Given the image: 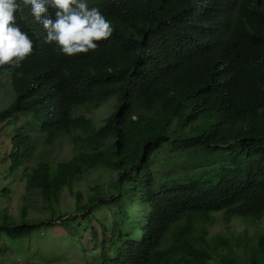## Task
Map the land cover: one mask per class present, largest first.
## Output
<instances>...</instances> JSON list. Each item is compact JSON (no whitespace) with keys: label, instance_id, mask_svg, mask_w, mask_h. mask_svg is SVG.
<instances>
[{"label":"trees","instance_id":"1","mask_svg":"<svg viewBox=\"0 0 264 264\" xmlns=\"http://www.w3.org/2000/svg\"><path fill=\"white\" fill-rule=\"evenodd\" d=\"M92 6L112 34L72 56L44 42L26 7L18 15L33 51L18 67L0 66V85L7 81L13 97L0 110V138L10 144L0 178L21 173L49 217H30L26 204L17 217L0 212V264H264V226L252 236L207 239L218 216L255 227L264 219V111L257 112L264 108V0H89ZM110 99L99 126L77 113ZM20 113L27 121L16 126ZM32 130L47 145L68 136L75 151L28 167ZM162 151L171 164L158 174L153 162ZM96 167L114 170L115 179L81 202L73 183ZM66 190L75 197L72 214L59 209ZM94 208L109 219L98 220ZM81 221L91 229L86 246ZM56 222L69 242L77 240L81 263L60 253L55 263L31 258L29 238Z\"/></svg>","mask_w":264,"mask_h":264},{"label":"rangeland","instance_id":"2","mask_svg":"<svg viewBox=\"0 0 264 264\" xmlns=\"http://www.w3.org/2000/svg\"><path fill=\"white\" fill-rule=\"evenodd\" d=\"M12 91L9 88L7 81L1 80L0 85V110L7 106L12 100ZM115 103L114 99H110L103 103L97 108H81L77 111L79 114H84L86 117L91 118L96 126H99L102 119L109 115L113 109ZM27 114L20 113L18 120L16 121V126L20 124V121H27ZM33 142L34 150L30 160L26 161L25 164L30 167L37 163L39 160H47L54 164L56 162H61L67 160L71 157L75 151V146L71 143L68 136H61L53 141V143L47 145L43 142V139L38 135L35 130L30 131ZM4 148H10V144L7 140H1L0 138V156L5 151ZM168 163L166 161L165 152L159 153L155 161L153 162V170L158 172V174L163 173L167 170ZM2 166L0 165V173ZM115 179V171L109 170L105 167H96L94 169L87 170L84 175L73 183V191L80 192L82 194L81 202L87 200V196L92 193L94 188H101V192H107V185L110 181ZM74 195L70 194L67 190L63 192L60 200V207L62 212L66 214H72L74 212ZM29 205L30 217L35 219H46L49 217V213L46 210H42L44 202L38 195L34 193L27 192L24 187V180L21 173L15 176L9 177L7 179L0 178V212L5 211L8 215L17 217L21 205ZM102 209V208H101ZM99 211V212H98ZM103 211V210H102ZM100 209H95L92 211L93 216L97 217L100 221H107L109 219L108 212H102ZM218 216L215 222L207 227V239L213 238L217 234L224 236H229L230 233L242 234L246 231V234L252 236L257 231L264 226V219L259 223L258 227L252 225L248 222H244L242 219L233 217L229 221H224ZM92 226L98 228L97 219H91ZM85 231L83 236H81L80 241L85 246L88 243V239L91 236V229L85 221H81ZM68 237L64 236L63 229L58 226V223H53L49 226H44L29 238V254L31 258L42 262L47 258L52 263H55L53 259V253H60L62 257H68L70 263H81L82 259L80 257L79 248H76L77 240L68 241ZM237 254L234 253V256ZM21 260L20 258H18ZM208 264H220L215 261H209Z\"/></svg>","mask_w":264,"mask_h":264},{"label":"clouds","instance_id":"3","mask_svg":"<svg viewBox=\"0 0 264 264\" xmlns=\"http://www.w3.org/2000/svg\"><path fill=\"white\" fill-rule=\"evenodd\" d=\"M22 7L42 26L44 42L67 56L95 49L113 31L100 9L89 7V0H0V66L18 67L33 51L31 38L17 24Z\"/></svg>","mask_w":264,"mask_h":264},{"label":"bare ground","instance_id":"4","mask_svg":"<svg viewBox=\"0 0 264 264\" xmlns=\"http://www.w3.org/2000/svg\"><path fill=\"white\" fill-rule=\"evenodd\" d=\"M217 7V6H216ZM240 11V10H239ZM235 12H237V11H235ZM213 15V14H212ZM223 25V24H222ZM219 26V25H218Z\"/></svg>","mask_w":264,"mask_h":264}]
</instances>
